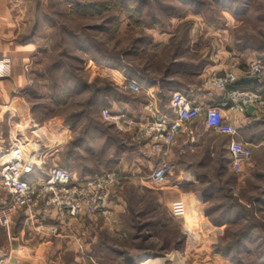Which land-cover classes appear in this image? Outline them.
<instances>
[{"label":"rangeland","instance_id":"rangeland-1","mask_svg":"<svg viewBox=\"0 0 264 264\" xmlns=\"http://www.w3.org/2000/svg\"><path fill=\"white\" fill-rule=\"evenodd\" d=\"M223 2L0 0V43L37 44L27 65L17 64L23 84L16 86L12 74L0 80V157L21 136L38 141L43 135L49 143L59 137L50 167L67 166L77 179L107 170L119 175L135 141L101 116L117 101L119 87L97 70L127 72L131 65L143 75L151 60L140 52L152 38L147 30L186 16L185 26L196 20L210 26L207 43L223 44L240 68L256 59L264 65V0ZM85 39L94 45L89 53L81 49ZM203 142L198 158L190 156L203 194L200 213L185 218L171 211L170 189L150 181L151 171L147 189L123 190L118 214L80 217L81 237L61 227L51 245L40 247L36 228L21 219L0 227L3 264H264V146L239 163L224 136L215 132ZM7 200L0 181V206Z\"/></svg>","mask_w":264,"mask_h":264},{"label":"crops","instance_id":"crops-1","mask_svg":"<svg viewBox=\"0 0 264 264\" xmlns=\"http://www.w3.org/2000/svg\"><path fill=\"white\" fill-rule=\"evenodd\" d=\"M183 19H171L167 25L147 30L152 38L140 52L144 56L149 55L151 60L143 66V75L131 65L128 67L134 68L132 73L128 69L127 72H124L115 69L105 70L103 67L101 70L97 68L99 74L102 72L104 76L112 77L116 86L119 87L116 95L117 101L109 109L116 117V123L113 125H117V128L129 133L135 141L131 161L124 162L122 158L120 160L119 175L126 177L119 192L122 196L123 190L125 191L130 186H137L140 190L147 189L148 178L146 176L156 167L158 157L154 153L151 141H136L135 136L139 128L151 117L174 115L171 107L174 94L180 93L190 98L194 104L203 109H207L213 104L218 105L223 98V93L208 87L207 81L211 76L223 75L227 71H233L239 76L243 75L237 82L240 84L244 80L241 83V87H243L241 89L252 88L251 81L244 76L247 69L240 68L238 59H233L230 53L224 49L223 44L220 46V42L215 43L216 45L212 42L211 44L207 43L212 33L211 27L201 21L199 23L195 18L196 21L192 26H185L184 23L190 20H188V16ZM36 48L37 44L18 45L8 40L1 41L0 54L3 58L10 59L9 71L13 72L10 75L12 74L11 79L16 86L23 84L22 73L16 72L17 64H21L20 69L27 65L26 63L36 52ZM10 75L0 80L4 82V79H8ZM126 80H135L143 87V91L139 94L130 92L125 88ZM262 89L264 90V87ZM10 105L6 111L10 110ZM223 113L230 123L239 129V138L242 141L249 143L253 149L264 146L262 138L264 137V115L262 118H257L249 112L240 114L228 109ZM214 133L213 130L211 131L205 126L204 117H200L195 124L188 126V130L178 137L168 151L167 159L176 164L177 172L167 187L170 190L165 193L166 202L170 208L172 207L171 211L174 209L185 218L187 215L200 213L203 208V194L200 189H197L200 182L193 173V162L195 161L190 159V156L197 159L199 151L205 146L203 141H206ZM224 138L228 148V138ZM209 149L212 151L213 145ZM213 156V153H209L207 158L211 160L210 158ZM203 158L202 160H204ZM72 174L77 179L75 173L72 172ZM127 178H130L129 181ZM120 208L122 206L115 211V214L119 213ZM33 211L36 220L46 219L51 223L59 224L65 232L82 236L80 230L83 226L81 224L83 218L71 221L70 219L59 220L55 210L35 209ZM20 217L18 216L15 221ZM21 220L25 222V218ZM72 226L73 228H71ZM50 241V239L40 236V247L51 245Z\"/></svg>","mask_w":264,"mask_h":264},{"label":"built area","instance_id":"built-area-1","mask_svg":"<svg viewBox=\"0 0 264 264\" xmlns=\"http://www.w3.org/2000/svg\"><path fill=\"white\" fill-rule=\"evenodd\" d=\"M9 64V58L0 57V78H7L10 74ZM244 76L263 82L264 65L259 59L251 61ZM241 77L243 75L239 76L233 71L210 77L208 87L223 93L218 105L203 109L190 98L180 93L174 94L171 101L173 116H153L139 128L135 140L151 141L158 157L150 181L162 186L169 185L176 175L177 166L167 159L168 151L178 137L188 130V126L195 124L200 117H204L207 128L228 138L227 149L232 159L239 163L251 159L252 146L239 138V129L223 113L228 109L242 114L247 113L248 107H253L255 111L252 114L257 118L264 115V96L259 92L231 88ZM125 84V88L132 93L143 91L135 80H126ZM101 116L107 122L116 123V117L109 109H103ZM58 138L49 143L43 135L39 136L38 141L21 136L4 151V157H0V181L8 196L7 202L0 206V227L11 228L15 219L23 215L25 224L35 227L42 238L50 239L59 236L61 226L50 224L46 219L36 220L33 210H55L59 220H74L82 216L105 219L115 211L119 199L117 192L126 177L107 170L94 177L76 179L68 168L58 164L50 167V159L55 151L60 150L61 141ZM52 146L57 150L53 151ZM3 262L0 255V264ZM91 264L100 263L92 260Z\"/></svg>","mask_w":264,"mask_h":264},{"label":"trees","instance_id":"trees-1","mask_svg":"<svg viewBox=\"0 0 264 264\" xmlns=\"http://www.w3.org/2000/svg\"><path fill=\"white\" fill-rule=\"evenodd\" d=\"M216 3H221V4H224V2H223V0H216ZM140 4H143L142 2L140 3ZM139 6H141V5H139ZM125 7H127V6H125ZM128 8V7H127ZM132 8V7H131ZM130 8V9H131ZM139 10H142V9H139ZM156 24V23H155ZM158 27V26H157ZM84 43H85V45H83L82 44V46H81V49L84 51V52H87V53H89L91 50H92V48H94V45L91 43V42H89V40L88 39H85V41H84ZM91 47V48H90ZM130 54H132V53H135V54H138V53H136V49H132V51L131 52H129ZM108 59V58H107ZM94 61H96L97 62V60H95V58H94ZM109 61H111V62H114V59H109ZM119 64H120V62H119ZM247 66V70H248V63L246 64ZM128 70L129 71H131V73L134 71V68H132V69H130V68H128ZM246 70V71H247ZM249 81H251V84H252V88L251 89H247V90H249V91H252V92H259L262 96H264V90L262 89L263 87H264V81L263 82H259L258 80L256 81V80H251V79H249ZM244 82V80L241 82V83H243ZM241 83L239 84V83H236V84H234V85H232L231 86V88L232 89H238V90H241V88H243V87H241ZM244 90V89H243ZM65 168H68L67 166H64ZM69 169V168H68ZM120 189H119V191L117 192L118 193V196L120 197ZM21 217H20V219H23L24 220V216L23 215H20ZM19 219V220H20Z\"/></svg>","mask_w":264,"mask_h":264},{"label":"water","instance_id":"water-1","mask_svg":"<svg viewBox=\"0 0 264 264\" xmlns=\"http://www.w3.org/2000/svg\"><path fill=\"white\" fill-rule=\"evenodd\" d=\"M255 109L253 107H248L247 112L254 113Z\"/></svg>","mask_w":264,"mask_h":264},{"label":"bare ground","instance_id":"bare-ground-1","mask_svg":"<svg viewBox=\"0 0 264 264\" xmlns=\"http://www.w3.org/2000/svg\"><path fill=\"white\" fill-rule=\"evenodd\" d=\"M2 157H4V155Z\"/></svg>","mask_w":264,"mask_h":264}]
</instances>
